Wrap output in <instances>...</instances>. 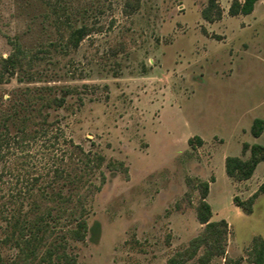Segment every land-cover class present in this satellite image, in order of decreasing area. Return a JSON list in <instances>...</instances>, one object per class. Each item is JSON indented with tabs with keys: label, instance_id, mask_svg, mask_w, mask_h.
<instances>
[{
	"label": "rangeland",
	"instance_id": "obj_1",
	"mask_svg": "<svg viewBox=\"0 0 264 264\" xmlns=\"http://www.w3.org/2000/svg\"><path fill=\"white\" fill-rule=\"evenodd\" d=\"M232 1L217 0L221 17L207 21L208 0H138L129 14L125 0H0V56L17 38L34 57L31 72L0 82V95L72 88L55 125L105 158L106 180L88 202V225L98 221L99 230L70 242L78 264H166L203 228L195 212L200 181L209 182L213 220L229 227L225 256L209 264H253L252 238L264 240V194L250 214L232 198L258 189L264 162L246 184L229 178L224 162L247 158L243 143L264 146V130L250 132L255 118L264 120V0L247 15H230ZM82 25L88 34L70 46L68 31ZM44 141L28 149L26 169L38 163ZM9 159L12 168L21 160ZM108 161L127 170L111 176ZM0 253L4 263L14 254L1 241Z\"/></svg>",
	"mask_w": 264,
	"mask_h": 264
},
{
	"label": "trees",
	"instance_id": "obj_2",
	"mask_svg": "<svg viewBox=\"0 0 264 264\" xmlns=\"http://www.w3.org/2000/svg\"><path fill=\"white\" fill-rule=\"evenodd\" d=\"M257 1L233 0L229 14H250ZM137 6L138 0H125L123 10L129 14ZM202 16L207 21L221 17L217 0H208ZM87 34L85 25L71 28L67 43L77 47ZM8 42L10 52L0 56V82H9L20 72L32 70L34 57L31 52L17 38H10ZM74 94L69 87H62L54 93L47 86L35 91L25 87L8 93L5 99L0 95V188L6 183L2 181L5 174L15 177H9L14 181H10L13 190L8 196L0 195V221L5 222L0 241L10 245L14 254L9 262L4 263L0 253V264H78L76 254L70 251V242L84 241L89 232L93 238L99 230L98 221L88 225V202L106 180L102 170L105 158L67 139L55 125L58 122L56 110ZM263 130L264 120L255 118L250 128L252 136H260ZM41 138L47 143L40 144V159L30 166L31 169H26L29 163L25 161L31 156L28 149ZM195 139L202 143L200 137ZM188 142L191 144L192 139ZM242 149L249 152L247 158L227 156L224 162L226 175L236 181L250 178L257 164L264 160L263 145L243 143ZM9 156L21 159L14 168L7 166ZM105 168L111 176L122 169L127 170L121 161H108ZM15 170L16 176L13 174ZM98 178L99 184L94 182ZM197 190L196 219L203 228L186 247L171 255L166 264H186L195 258L197 264H209L213 258L225 256L228 223L225 219L211 220L212 210L207 201L209 182L200 181ZM259 193H264V181L247 199L234 196L232 201L244 213L250 214ZM249 252L253 264H263L262 237L252 238Z\"/></svg>",
	"mask_w": 264,
	"mask_h": 264
},
{
	"label": "crops",
	"instance_id": "obj_3",
	"mask_svg": "<svg viewBox=\"0 0 264 264\" xmlns=\"http://www.w3.org/2000/svg\"><path fill=\"white\" fill-rule=\"evenodd\" d=\"M263 162H264V160L261 161V162H259V163L257 164V166H256V168H255V170H254V172H253V174H252V176H251L250 178L246 179V180H243V181H242L243 184L249 183V182L253 179V176H254V174H255V172H256L258 166H259L260 164H262ZM263 175H264V173H263ZM259 182H261V181H259ZM242 183H241V184H242ZM262 194H264V193H262ZM260 195H261V194H259V195L256 197L255 202L257 201V199L259 198ZM255 202H254V204H255ZM210 206H211V205H210ZM211 210H212V207H211ZM211 220H213V210H212ZM200 225H201V224H200Z\"/></svg>",
	"mask_w": 264,
	"mask_h": 264
}]
</instances>
